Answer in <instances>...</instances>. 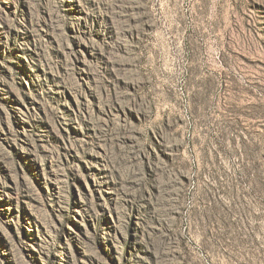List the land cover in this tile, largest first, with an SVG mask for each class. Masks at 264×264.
I'll return each mask as SVG.
<instances>
[{
	"label": "rangeland",
	"instance_id": "obj_1",
	"mask_svg": "<svg viewBox=\"0 0 264 264\" xmlns=\"http://www.w3.org/2000/svg\"><path fill=\"white\" fill-rule=\"evenodd\" d=\"M0 264H264V0H0Z\"/></svg>",
	"mask_w": 264,
	"mask_h": 264
}]
</instances>
